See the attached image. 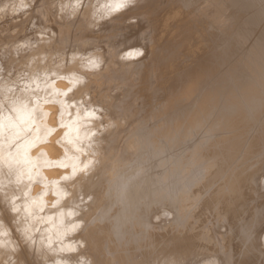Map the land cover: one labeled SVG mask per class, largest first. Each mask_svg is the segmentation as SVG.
Wrapping results in <instances>:
<instances>
[{"label":"bare ground","instance_id":"1","mask_svg":"<svg viewBox=\"0 0 264 264\" xmlns=\"http://www.w3.org/2000/svg\"><path fill=\"white\" fill-rule=\"evenodd\" d=\"M0 264H264V0H0Z\"/></svg>","mask_w":264,"mask_h":264}]
</instances>
